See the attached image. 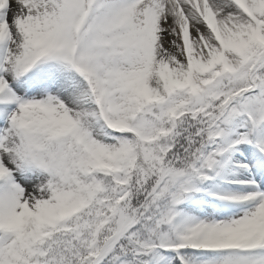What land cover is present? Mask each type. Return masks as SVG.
Segmentation results:
<instances>
[{
  "label": "snow or ice",
  "instance_id": "snow-or-ice-1",
  "mask_svg": "<svg viewBox=\"0 0 264 264\" xmlns=\"http://www.w3.org/2000/svg\"><path fill=\"white\" fill-rule=\"evenodd\" d=\"M0 264H264V0H0Z\"/></svg>",
  "mask_w": 264,
  "mask_h": 264
}]
</instances>
